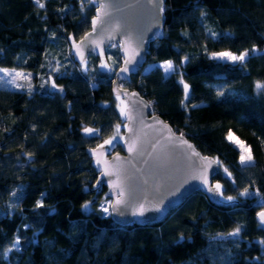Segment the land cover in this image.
<instances>
[{"label": "trees", "instance_id": "16d2710c", "mask_svg": "<svg viewBox=\"0 0 264 264\" xmlns=\"http://www.w3.org/2000/svg\"><path fill=\"white\" fill-rule=\"evenodd\" d=\"M41 2L43 8L34 0H0V67L31 74L21 87L0 86V264H264L256 216L264 209V94L255 87L264 83V0H165L163 37L150 43L144 64L152 67L122 85L219 161L213 182L222 185L223 202L196 191L162 222L125 226L101 211L109 199L104 186L93 187L98 169L88 152L122 122L111 91L118 50L107 49L108 63L90 56L87 69H77L68 38L90 29L95 5ZM253 46L259 51L243 64L209 56ZM168 60L180 67L166 73L157 64ZM49 73L62 91L48 88ZM229 130L251 146L252 163H240ZM245 188L251 195L240 196ZM42 193L45 206L36 208ZM237 225L239 237L224 235ZM16 238L19 250L5 258Z\"/></svg>", "mask_w": 264, "mask_h": 264}, {"label": "water", "instance_id": "95a60500", "mask_svg": "<svg viewBox=\"0 0 264 264\" xmlns=\"http://www.w3.org/2000/svg\"><path fill=\"white\" fill-rule=\"evenodd\" d=\"M92 3L95 5L93 19L98 14L100 16L96 30H92V19L90 29L77 40L69 36L68 44L76 63L87 62L90 56L103 60L109 47L116 48L120 57L111 82L112 94L124 101L125 127L120 151L107 155L110 146L105 143L88 150L98 169L94 185L98 180L102 181L99 187H105V198L115 201L121 198L119 192L124 191L123 200L126 203L110 214L111 219L121 226L159 223L196 191L205 195L211 203L223 202L222 195L215 192L216 183L213 182L220 169L215 162L217 160L203 155L184 135L176 132L154 112L151 103L137 90L122 85L142 69L150 43L162 39L164 11L159 13L149 0H94ZM86 33L89 35L84 39ZM78 49L83 54V62L81 55L77 54ZM101 51L104 52L103 56L100 55ZM136 52L139 55L127 65L129 71L120 73L119 69L125 66L124 61L132 58ZM157 121L164 122L171 133ZM184 140L192 145V149L182 143ZM130 144L135 145L132 152H129ZM193 150L199 155H193ZM105 170L121 173L123 189L109 186L108 181H117V178L102 176ZM124 176L128 178L124 179ZM209 188L213 190L209 191ZM141 205L146 209L144 216H133L132 213ZM157 206L161 208L160 212L155 211ZM215 239L224 237L216 236Z\"/></svg>", "mask_w": 264, "mask_h": 264}, {"label": "snow or ice", "instance_id": "6c2138e0", "mask_svg": "<svg viewBox=\"0 0 264 264\" xmlns=\"http://www.w3.org/2000/svg\"><path fill=\"white\" fill-rule=\"evenodd\" d=\"M90 3L94 2V0H89ZM34 3L37 4L40 8H43L45 5L44 3L41 2V0H34ZM149 3H153L155 5V7L158 9L159 13H163L164 11V7H163V0H149ZM103 7V5H102ZM202 16L205 15V13H201ZM100 19L99 14L97 15V17H95L92 21V30L95 31L96 30V25H97V21ZM211 36L213 38H216L218 36L217 33H214L211 31V29L207 30ZM88 33L85 34L84 39H87L88 37ZM99 45H97L98 47ZM257 49L255 48V46H253V48L251 50L249 49H245L244 51L240 52L238 55L235 53H232L230 51H221V52H213L210 53V58L215 59V60H221V61H228L231 62L233 64L235 63H240L243 64L245 59L250 55V53H254L256 52ZM77 54L81 55V60L83 62V54L79 52V49L77 50ZM101 56L104 55V52L101 51L100 53ZM136 55H139L138 52H136L134 54V56L132 58L126 59L124 61L125 66L121 67L119 69L120 73H124V72H128L129 68L127 67L128 64H131L133 62V59L135 58ZM185 60H187V57H185ZM184 61H181V64ZM101 68H109L110 66L105 63V62H101L100 64ZM161 67L164 68V71L166 73H171V72H175L180 65L174 64L173 61L168 60V61H164V63L161 65ZM0 73H2L3 75L0 76V84L3 85H8L11 84L13 87H20L19 84L16 83V81L18 79H27L28 76H30L31 74H28V76H25V74L22 71H17L15 68L9 69V68H4V67H0ZM7 78V79H6ZM51 79V78H50ZM180 83L183 85L184 88V99L187 100L189 98V85L187 83L184 82L183 78H181ZM41 87H43V85H41ZM256 89L258 90L259 94H264V83L257 81L255 84ZM51 88L52 89H57L59 91H62L61 86L57 85L55 83V81L53 80L51 83ZM115 91V90H114ZM135 95V94H133ZM224 92L222 91H217V96H223ZM119 98V97H117ZM181 104H184V101H181ZM193 107H198L197 105H193ZM122 115L124 114L123 112L121 113ZM158 123H160L164 129H166L169 133H171V129L168 128V126L166 124H164V122L162 121H157ZM120 124L116 125V134H119L120 131ZM84 132L87 134H97L99 132V130L96 129H91V128H85ZM181 136H183V133H181ZM116 139V136H113L112 138H110L109 140H106L104 143L106 145H111L113 143V141ZM226 139L229 140L230 143L235 144L236 146H238L240 148V163L241 164H248V163H252L253 162V155H252V149L250 145L245 144L242 140H240L238 137H236L233 132L231 130L228 131L227 137ZM183 144L187 145V147L189 149H192V145L188 144V142L186 140L182 141ZM262 143H264V141H262ZM101 148H103V145L100 146ZM135 150V145L134 144H130L129 145V152H132ZM93 153L95 154L94 150ZM193 155H199L198 153H195V151H192ZM26 155L29 157V159H31L32 157V153H26ZM119 159V158H117ZM217 164H219V161H215ZM97 163L99 164L100 161L98 160ZM224 172L231 177V173L228 171L227 168L224 169ZM102 176H106V177H113L115 176L117 178V181H120L119 183H117V181H113V180H109V186L111 188H121L123 189L124 187V183L123 180H121V173L119 171H108L105 170L101 173ZM127 176H124V179H127ZM207 181H205L206 183ZM102 183V181L98 180L96 185H93V187H99V185ZM215 188V192L220 193L221 195L222 193V185L217 183L214 186ZM212 188H209V191H212ZM12 195L14 197L17 196V192H13ZM108 195V194H106ZM247 195H251V193H249V190L247 188H245L243 191L240 192V196H247ZM43 196L44 194H41V199H37L36 203H35V207L36 208H42L44 207V203H43ZM119 196L121 197L120 199H117L115 201H111L110 199L108 200V206H103V204L101 205V211L104 212L105 214H112V212H116L117 209L121 206L124 205L126 202L123 200L124 197V191L121 190L119 192ZM225 200L231 202L236 200L237 198L234 196H225L224 197ZM162 202V201H161ZM130 205V201L128 202ZM91 204V201H85V203L83 205H81L82 209L87 210L89 208V205ZM111 209V211H110ZM146 209L143 207V205H141L136 211H134L132 213L133 216H144ZM155 211L160 212L161 208L160 207H155ZM120 215H123L122 212L119 213ZM257 218H258V226L261 228H264V209H262L261 211L257 212ZM27 227V226H26ZM242 231V226L237 225L235 228H233L230 232L224 234L225 236L228 237H239ZM183 238V237H181ZM235 242V241H234ZM258 243L261 246H264V239H261L258 241ZM19 244H20V240L19 238H16L12 241L11 246L6 249L3 252V256L6 258L8 256V253L11 252L13 249H16L17 251L19 250ZM254 259H259L254 258Z\"/></svg>", "mask_w": 264, "mask_h": 264}, {"label": "rangeland", "instance_id": "374dc122", "mask_svg": "<svg viewBox=\"0 0 264 264\" xmlns=\"http://www.w3.org/2000/svg\"><path fill=\"white\" fill-rule=\"evenodd\" d=\"M223 51H226V50H223ZM228 51V50H227ZM259 50L257 49V51L256 52H258ZM218 52H221V51H218ZM255 53V52H254ZM238 55V54H237ZM210 56V55H209ZM109 58H110V55H108L107 53H106V56H105V59H106V61H107V63L109 62ZM221 61V60H220ZM87 62H83V63H76V65H77V69H79V70H81V71H85L86 69H87V64H86ZM164 62H162V63H158L157 65H159L160 67H161V65L163 64ZM238 63V62H237ZM150 67H152V64H147V65H145V66H143L142 67V70L143 71H146L147 69H149ZM51 68V67H50ZM50 68H48V69H50ZM163 70H164V68L163 67H161ZM106 70H108V71H110L111 70V67H109V68H106ZM25 74V73H24ZM3 74L2 73H0V76H2ZM25 76H28L27 74H25ZM29 78V77H28ZM27 78V79H28ZM51 78V79H50ZM7 79V78H6ZM27 79H18L17 81H16V83L17 84H19L20 85V87H21V82L20 81H22V80H27ZM54 79H53V76H52V73H49L48 74V88L50 89V90H53L52 88H51V83H52V81H53ZM0 86L1 87H8V86H12L11 84H8V85H3V84H0ZM117 97H119V96H116V98ZM116 103H117V107H118V111L120 112V114L123 112V110H124V101L119 97V98H117L116 99ZM124 115V114H123ZM122 114H121V117H122V122L120 123V131H119V134L117 135L116 134V128H115V130H114V132H113V134L108 138V139H106V140H109L110 138H112L113 136H116V139L113 141V143L111 144V145H109L110 146V148H108L107 149V151H106V154L107 155H110L111 153H113L114 151H118V150H115L114 148L115 147H117V148H120V143L122 142V140H123V130H124V127H125V123H124V116H123ZM235 135V134H234ZM236 136V135H235ZM237 137V136H236ZM105 140V141H106ZM241 140V139H240ZM104 141V142H105ZM103 142V143H104ZM246 144V143H245ZM233 146H235L238 150H239V152H240V148L238 147V146H236L235 144H233ZM224 169H225V167H222V171L224 172ZM225 173V172H224ZM225 175L226 176H228L226 173H225ZM217 184V183H216ZM105 206H108V201L105 203Z\"/></svg>", "mask_w": 264, "mask_h": 264}]
</instances>
